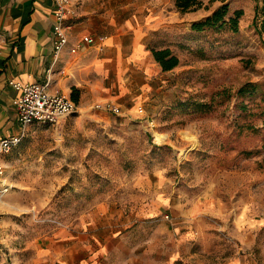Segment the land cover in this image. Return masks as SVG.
<instances>
[{
    "label": "rangeland",
    "instance_id": "rangeland-1",
    "mask_svg": "<svg viewBox=\"0 0 264 264\" xmlns=\"http://www.w3.org/2000/svg\"><path fill=\"white\" fill-rule=\"evenodd\" d=\"M89 2L179 64L119 113L30 126L6 156L0 264H28L58 231L92 247L122 238L149 264H264V0H228L236 30L192 28L220 2Z\"/></svg>",
    "mask_w": 264,
    "mask_h": 264
},
{
    "label": "crops",
    "instance_id": "crops-1",
    "mask_svg": "<svg viewBox=\"0 0 264 264\" xmlns=\"http://www.w3.org/2000/svg\"><path fill=\"white\" fill-rule=\"evenodd\" d=\"M72 1L77 14L71 20L68 44L56 55L53 0H0V138L21 132L13 103L17 89L11 85V79L45 81L47 69L52 65L55 85L60 91L71 97L73 88L78 90V110L106 101L126 109L144 81L163 71L146 45L143 27L137 29L130 23L127 28L89 0ZM86 35L92 36L94 42L82 43L76 52H71ZM139 76L144 79L133 84ZM8 154L2 157L5 165ZM47 239L28 264H108V260L99 259V256L107 259V254L114 255L113 264H149L135 254L138 245L126 244L122 238L115 244L106 242L95 247L73 233L63 235L58 231ZM155 248L153 243L145 250Z\"/></svg>",
    "mask_w": 264,
    "mask_h": 264
},
{
    "label": "built area",
    "instance_id": "built-area-1",
    "mask_svg": "<svg viewBox=\"0 0 264 264\" xmlns=\"http://www.w3.org/2000/svg\"><path fill=\"white\" fill-rule=\"evenodd\" d=\"M54 24L53 42L56 55L68 44V31L71 20L76 16L77 9L72 0H53ZM94 38L86 35L70 49L71 52L82 45L91 44ZM52 65L47 69L45 81L22 82L11 79L10 83L17 89L13 103L17 109L18 122L21 128L19 134H12L0 138V200L9 190L6 182V165L2 157L10 153L23 139L30 126L35 124H57L62 117L78 111V105L70 96L64 94L55 85ZM97 108L114 113L120 112V107L111 101L97 103ZM2 214L0 213V228L2 227Z\"/></svg>",
    "mask_w": 264,
    "mask_h": 264
},
{
    "label": "trees",
    "instance_id": "trees-1",
    "mask_svg": "<svg viewBox=\"0 0 264 264\" xmlns=\"http://www.w3.org/2000/svg\"><path fill=\"white\" fill-rule=\"evenodd\" d=\"M176 8L181 12L195 11L202 7L204 0H173ZM210 2H220L221 4L215 8L209 15L199 21L192 23L195 30H203L205 28H223L230 25V28L236 30L238 27V19L242 14V10H236L234 16H229L228 0H209ZM154 59L160 64L163 71L173 69L179 64V57L172 51L170 47L151 48ZM78 90L73 88L72 99L77 102Z\"/></svg>",
    "mask_w": 264,
    "mask_h": 264
},
{
    "label": "bare ground",
    "instance_id": "bare-ground-1",
    "mask_svg": "<svg viewBox=\"0 0 264 264\" xmlns=\"http://www.w3.org/2000/svg\"><path fill=\"white\" fill-rule=\"evenodd\" d=\"M155 135H156V138L159 139V140L164 139V135H162V134H160L158 132H156ZM182 153L185 154L186 153V150L183 151Z\"/></svg>",
    "mask_w": 264,
    "mask_h": 264
}]
</instances>
